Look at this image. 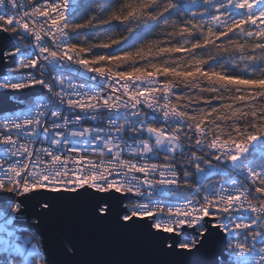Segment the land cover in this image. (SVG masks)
<instances>
[{
  "label": "snow or ice",
  "instance_id": "6c2138e0",
  "mask_svg": "<svg viewBox=\"0 0 264 264\" xmlns=\"http://www.w3.org/2000/svg\"><path fill=\"white\" fill-rule=\"evenodd\" d=\"M0 64V264H264V0H0Z\"/></svg>",
  "mask_w": 264,
  "mask_h": 264
},
{
  "label": "water",
  "instance_id": "95a60500",
  "mask_svg": "<svg viewBox=\"0 0 264 264\" xmlns=\"http://www.w3.org/2000/svg\"><path fill=\"white\" fill-rule=\"evenodd\" d=\"M4 71V66L2 64H0V73H2ZM3 106V101L0 100V107ZM18 226H23V227H27V223L26 222H17ZM47 231L49 232V234L54 233L55 231V224L54 223H50L46 226ZM51 252H52V256L53 258H55L56 256V250H55V245L54 243L51 246ZM111 252L115 255H120L122 254V250L120 247H113L111 248Z\"/></svg>",
  "mask_w": 264,
  "mask_h": 264
},
{
  "label": "trees",
  "instance_id": "16d2710c",
  "mask_svg": "<svg viewBox=\"0 0 264 264\" xmlns=\"http://www.w3.org/2000/svg\"><path fill=\"white\" fill-rule=\"evenodd\" d=\"M22 235L24 234V233H21Z\"/></svg>",
  "mask_w": 264,
  "mask_h": 264
},
{
  "label": "built area",
  "instance_id": "2783aa9c",
  "mask_svg": "<svg viewBox=\"0 0 264 264\" xmlns=\"http://www.w3.org/2000/svg\"><path fill=\"white\" fill-rule=\"evenodd\" d=\"M20 227H23V226H20Z\"/></svg>",
  "mask_w": 264,
  "mask_h": 264
}]
</instances>
